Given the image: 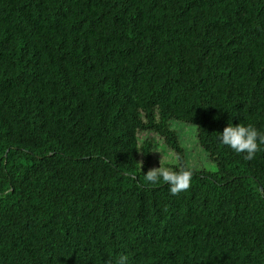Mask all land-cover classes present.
<instances>
[{"label": "trees", "instance_id": "obj_1", "mask_svg": "<svg viewBox=\"0 0 264 264\" xmlns=\"http://www.w3.org/2000/svg\"><path fill=\"white\" fill-rule=\"evenodd\" d=\"M229 123L264 133V0H0V264H264V145Z\"/></svg>", "mask_w": 264, "mask_h": 264}, {"label": "clouds", "instance_id": "obj_2", "mask_svg": "<svg viewBox=\"0 0 264 264\" xmlns=\"http://www.w3.org/2000/svg\"><path fill=\"white\" fill-rule=\"evenodd\" d=\"M219 138L224 145L230 147L236 153H246L245 159L247 160L254 159L255 154L262 150L260 146L264 145V133L259 132L250 124L247 126L243 124L233 126L229 123ZM144 179L151 185H157L162 180L170 186L169 190L171 194L178 195L180 192L190 188L192 173L187 169L175 171L166 167H160L150 169L144 175ZM127 259L126 255H121L117 264H123V261Z\"/></svg>", "mask_w": 264, "mask_h": 264}, {"label": "rangeland", "instance_id": "obj_3", "mask_svg": "<svg viewBox=\"0 0 264 264\" xmlns=\"http://www.w3.org/2000/svg\"><path fill=\"white\" fill-rule=\"evenodd\" d=\"M177 121H173L172 124H175ZM186 129L185 126H182ZM188 128V127H187ZM180 131V129H179ZM186 135H184L183 141L186 144V148L188 150V155L191 159L189 162L199 167H208L211 166L210 160L206 156L205 153L200 150V147L197 145L195 138L189 135V130H185ZM146 136H150L155 140V148H154V158L153 163L151 165L152 169L163 167L165 164H175L178 162V159L175 153L168 149L167 145L164 143V140L154 133H144L141 135V138H145Z\"/></svg>", "mask_w": 264, "mask_h": 264}]
</instances>
